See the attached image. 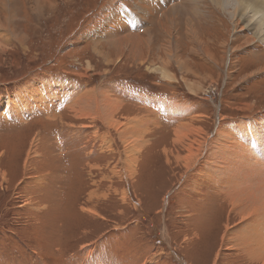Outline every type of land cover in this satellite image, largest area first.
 I'll return each instance as SVG.
<instances>
[{"label": "rangeland", "instance_id": "rangeland-1", "mask_svg": "<svg viewBox=\"0 0 264 264\" xmlns=\"http://www.w3.org/2000/svg\"><path fill=\"white\" fill-rule=\"evenodd\" d=\"M9 1L24 43L0 48V264H264L249 259L236 234L243 215L220 189L230 170L210 155L218 129L264 122V31L236 8L239 0H197V18L193 2L174 0L188 14L172 30L180 39L169 55L172 34L146 29L139 0H45V14L32 0ZM121 14L137 18L140 36L155 28L154 50L139 61L107 39ZM189 17L212 62L192 52ZM38 86L57 94L40 93L36 105L22 99ZM93 90L121 103L111 119L94 105L84 107L92 114L76 112ZM16 108L24 115L7 113ZM140 117L144 132L134 126ZM188 124L204 126L207 143L186 170L193 133L178 143L175 131Z\"/></svg>", "mask_w": 264, "mask_h": 264}, {"label": "bare ground", "instance_id": "bare-ground-1", "mask_svg": "<svg viewBox=\"0 0 264 264\" xmlns=\"http://www.w3.org/2000/svg\"><path fill=\"white\" fill-rule=\"evenodd\" d=\"M139 1L141 2V4L138 5L137 7L140 6L142 13L141 19L145 21L144 26H146V29L147 28L149 29L150 25H154L156 31L162 33V35H164L166 38H170L172 34V39L170 40V45H169L170 47L167 44L165 45L166 53L167 55H169L171 52L170 51L171 46L174 43L177 44L180 39V37H177L172 33V30L175 28L176 30L178 29L180 16L187 15L188 11L186 10L187 12H185L181 2L179 4L178 2H174V0H139ZM188 1L193 2L192 4L193 7H191V9L189 8V10L192 12L194 17L197 18L200 13V9L198 10V7L196 5L197 0H188ZM210 1L216 3L217 5H224L226 0H210ZM32 2L37 8L39 13L45 14V10L48 9L46 8L48 5L46 2L48 1L45 0L30 1V3ZM157 2H162V7L159 8ZM9 4H10L9 0H1L0 3L1 10H3V12L0 13V48L5 47L6 45L9 44L10 45L13 44L15 46L16 44L24 43L23 41L24 34L18 35L16 33L17 31L12 26L13 21L15 20L17 15L14 8L7 7ZM177 4L180 6H177ZM49 5H50L49 7L50 9L52 8V6L53 8H55L53 4H49ZM165 8H167V11H164ZM236 8L242 10L243 14L249 17L248 18L249 24L255 22V24L259 27V30L263 29L264 31V0H239ZM31 9L35 10V8H32V6ZM42 11L44 12L42 13ZM138 11L139 10L137 8V12ZM162 11H163V15L162 17H160L159 14ZM33 13L35 14V11H33ZM120 16L125 18L126 22L122 18H120ZM120 16L116 15L113 18V20L110 22L111 30L109 28L108 29L111 32L108 34L109 36H107V39L112 40V42H110L109 44H111V46H113L117 50L116 53H119L122 56H130L134 60L139 61L142 59L143 49L149 51L154 50L153 40L156 33L154 31L155 28L146 31L144 33L145 35L140 36L139 34L141 28L139 29L138 27H136L137 24L139 25V23L137 22V18L135 16L132 17L123 16L122 14ZM158 19H160V21L156 22ZM127 23H130V25ZM187 24L189 27V32L191 33L189 39L192 42V46L196 47V49L194 47L191 48V50H194L192 52L195 53L197 52L198 54L200 53V55L204 60H208L209 62H212L211 61L212 55L209 52L207 45L204 44L203 40L201 39L200 33L196 28L195 24L193 23L191 17L187 19ZM249 24H246V26H249ZM244 26H242L241 30L244 29L243 28ZM129 27L135 30L136 32L133 31L129 33L130 34L129 37H127V35L129 34L124 36L122 31L127 32ZM260 36L259 39L263 37ZM254 41H255L254 38L247 36L245 43L248 44V47H250L251 45L254 44ZM175 58L177 65L181 69H187L186 62L181 61L179 56ZM40 93L43 96H46L44 97L46 100V98L50 96L53 97L56 96L57 91H55L52 88V86L47 88L46 87L39 88V86L27 88L23 94L22 99L27 100L28 98H34L36 100V103H34L33 105H36L40 100L43 99L40 96ZM100 94H101L100 99H98L95 90L91 92L89 91L87 94H84L83 96H80L78 94L80 96L79 97L80 99L76 103H78L77 105L79 106L80 110L78 109V111L76 112L82 114V116L92 114L90 112L85 113L84 107L87 106L89 110H91L92 106L94 105L97 110L100 109L103 110V115H105L107 109L110 110L111 113L108 114V119H111L112 114L114 115L115 112H117L120 109L121 103L119 101H115L114 98L113 99L110 98L108 93L105 91H101ZM75 108L76 107H73L72 111H74ZM7 113H9L10 116L16 118H19L20 114L24 115L18 112L17 108L14 110L10 109L8 110ZM196 119L200 120L199 117ZM134 120H132L133 124L135 122ZM139 120L140 121H138L137 125L134 124V126L137 127L136 130L137 131L142 130L143 132L146 131V127H147L146 123L143 122L142 117H140ZM255 122L257 121H254L253 125L248 124L246 127L244 125H241L238 127L237 130H235L234 128L219 129L216 137L214 138L210 146L211 151H213L210 152V155L216 158L213 166H219L220 163L225 162V167H227L230 170V175L226 176L227 180L225 184L227 187L220 189L226 190L223 193L228 194L226 197L229 196L228 198L231 200L233 210L239 211V213H242L243 215L242 219L244 225L236 231V234L242 240L243 244L246 245L245 251L249 259L252 262L262 261L264 263V221L262 220L264 215L262 211L264 209V122L262 123V127L255 124ZM250 128H253L252 131L254 132V134L251 133L248 139L243 135V133H245V131H249ZM189 132L193 133V138L191 141L192 144L187 143L185 145L187 155L185 158L182 159L184 162V166L186 167V170H189L191 168V164L197 162L198 156L201 154V151L203 150L205 143H207L204 137L206 134L204 126L202 125L196 126V124H188V125L180 126L175 131L177 136V142L183 143L184 140L182 138L183 137L188 138ZM32 147L34 148V144ZM31 153H28V158L30 157ZM177 160L180 161L179 159ZM125 161H126L125 163L126 172L130 178V183H132L135 172L134 167L130 159ZM213 170L215 171L216 168L213 167ZM118 174L120 175L119 171ZM5 178L6 176L4 174L3 179ZM256 221H260L259 223L261 224L260 230L256 228L258 232H255V227H254V223ZM246 228H248V230L244 231ZM258 233L260 235L257 236L256 240L252 241L249 238L250 236L252 235L255 236V234ZM248 238L251 241L248 240L249 243H246ZM259 242H262L261 246H259L258 244ZM258 247L259 250L256 249Z\"/></svg>", "mask_w": 264, "mask_h": 264}, {"label": "crops", "instance_id": "crops-1", "mask_svg": "<svg viewBox=\"0 0 264 264\" xmlns=\"http://www.w3.org/2000/svg\"><path fill=\"white\" fill-rule=\"evenodd\" d=\"M121 17V16H120ZM125 22H126V19L125 18H123V17H121ZM127 24H129V23H127ZM133 32V31H132ZM5 116L9 119L10 117L9 116H7L6 114H5ZM12 118V117H11ZM10 118V119H11ZM12 119H14V118H12ZM16 120H18V119H16ZM19 121V120H18ZM20 122H22V121H20ZM219 130V129H218ZM218 132V131H217Z\"/></svg>", "mask_w": 264, "mask_h": 264}]
</instances>
